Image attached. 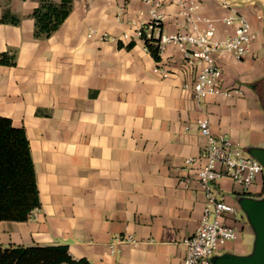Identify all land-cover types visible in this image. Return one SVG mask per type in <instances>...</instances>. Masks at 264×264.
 <instances>
[{
  "label": "crops",
  "instance_id": "1",
  "mask_svg": "<svg viewBox=\"0 0 264 264\" xmlns=\"http://www.w3.org/2000/svg\"><path fill=\"white\" fill-rule=\"evenodd\" d=\"M157 1L163 32L188 29L178 0ZM194 1L215 20L219 39L235 31L225 17L250 20L251 51L218 58L224 85L242 94L197 100L199 67L184 61L177 43L160 60L144 39L128 47L132 40L121 36L151 22L153 2L72 0L62 25L39 38L33 12L40 0H0V115L26 129L41 201L25 221H0L3 246L66 245L89 264H183V240L197 230L206 204L194 180L179 183L203 164L198 119L207 116L215 133L246 150L264 148V0ZM188 157L196 161L189 165ZM252 187L244 192L228 177L215 184L230 204L229 192L259 198L263 178ZM228 222L240 238L243 221L235 214ZM129 234L136 242L112 252L113 238ZM235 242L229 252L247 255Z\"/></svg>",
  "mask_w": 264,
  "mask_h": 264
},
{
  "label": "built area",
  "instance_id": "2",
  "mask_svg": "<svg viewBox=\"0 0 264 264\" xmlns=\"http://www.w3.org/2000/svg\"><path fill=\"white\" fill-rule=\"evenodd\" d=\"M144 1L154 4L151 22L136 28L133 34L124 32L122 39L134 41L141 38L145 44L149 40L159 48L160 55L168 43H177L183 51L184 61L190 66L199 67L192 86L197 100L207 95L228 96L243 93L240 87L224 85V69L218 58L220 54L227 53L233 58L242 59L251 51L255 34L246 16L238 13L225 17L224 22L235 25V31L219 39L216 36L215 20L202 15L197 2L178 0L180 12L186 17L188 29L165 33L162 31L163 16L158 9L161 2ZM222 3L228 4L225 1ZM94 32L95 30H92L90 36ZM101 38L115 39L108 33H103ZM154 71L160 72L163 77L169 76L168 70L163 67L156 66ZM197 123L203 139V164L197 169L194 178L188 176L180 178L179 183L183 187H189L190 182L194 180L204 191L206 204L197 230L183 240L186 247L183 264H214L215 254L239 239L238 229L228 222L229 218L237 213V207L228 203L225 198L218 197L215 184L228 177L244 192H248L258 181L264 166L255 157L246 155L239 148L240 145L234 144L226 134L215 133L207 116L198 119ZM195 161L194 157L186 158L189 165ZM122 242L134 243L136 238L132 234L113 238L110 244L111 251L114 252L116 245Z\"/></svg>",
  "mask_w": 264,
  "mask_h": 264
},
{
  "label": "trees",
  "instance_id": "3",
  "mask_svg": "<svg viewBox=\"0 0 264 264\" xmlns=\"http://www.w3.org/2000/svg\"><path fill=\"white\" fill-rule=\"evenodd\" d=\"M72 0H40L35 8V35L49 37L72 11ZM6 12L4 16H7ZM5 19V18H4ZM19 18H14L19 22ZM134 41L128 44L131 47ZM148 50L156 60L161 59L159 48L149 40ZM2 62L5 61L3 56ZM41 206L30 142L24 127L15 126L12 119L0 115V221H25ZM89 264L75 259L66 245L3 246L0 243V264Z\"/></svg>",
  "mask_w": 264,
  "mask_h": 264
},
{
  "label": "water",
  "instance_id": "4",
  "mask_svg": "<svg viewBox=\"0 0 264 264\" xmlns=\"http://www.w3.org/2000/svg\"><path fill=\"white\" fill-rule=\"evenodd\" d=\"M248 152L264 166V148H249ZM239 204L255 231L253 253L247 255L231 252L220 254L213 258L214 264H264V196L262 198L246 196L240 198Z\"/></svg>",
  "mask_w": 264,
  "mask_h": 264
},
{
  "label": "rangeland",
  "instance_id": "5",
  "mask_svg": "<svg viewBox=\"0 0 264 264\" xmlns=\"http://www.w3.org/2000/svg\"><path fill=\"white\" fill-rule=\"evenodd\" d=\"M239 148L246 155H250L248 150H246L245 148H242V146H239ZM254 189H256V188L255 187L251 188V190H254ZM258 194H259V198H262L264 196V187H263L262 191H260ZM217 195L220 198H222V197L226 198V196H225L226 194L224 192L223 193L217 192ZM229 195L231 197H233L232 204L235 205L237 207V210H238L236 213L237 220L241 223L243 221V223H244V229L241 231V236L235 243L238 244L243 249H246L248 254H251V253H253L254 245H255V231H254V229H253V227L249 221L248 216L244 213V211L242 210V208L239 204L240 198H244V197H246V195L234 194L232 192H229ZM229 251H230V249H227V248L221 249L219 252H217L215 254V256L220 255V254H224V253H228Z\"/></svg>",
  "mask_w": 264,
  "mask_h": 264
},
{
  "label": "flooded vegetation",
  "instance_id": "6",
  "mask_svg": "<svg viewBox=\"0 0 264 264\" xmlns=\"http://www.w3.org/2000/svg\"><path fill=\"white\" fill-rule=\"evenodd\" d=\"M260 177L263 178V180H264V170H263L262 174L260 175Z\"/></svg>",
  "mask_w": 264,
  "mask_h": 264
}]
</instances>
